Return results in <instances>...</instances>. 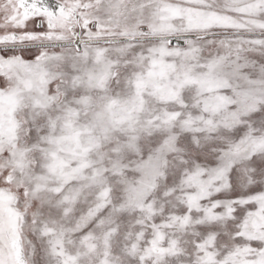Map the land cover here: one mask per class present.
<instances>
[{
    "label": "water",
    "instance_id": "1",
    "mask_svg": "<svg viewBox=\"0 0 264 264\" xmlns=\"http://www.w3.org/2000/svg\"><path fill=\"white\" fill-rule=\"evenodd\" d=\"M0 264H264V0H0Z\"/></svg>",
    "mask_w": 264,
    "mask_h": 264
}]
</instances>
